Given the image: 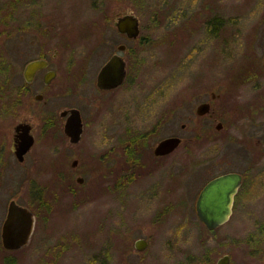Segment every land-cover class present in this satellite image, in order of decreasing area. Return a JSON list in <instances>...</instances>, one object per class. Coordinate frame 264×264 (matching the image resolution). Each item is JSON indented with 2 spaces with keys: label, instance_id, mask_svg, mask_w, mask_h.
Here are the masks:
<instances>
[{
  "label": "rangeland",
  "instance_id": "374dc122",
  "mask_svg": "<svg viewBox=\"0 0 264 264\" xmlns=\"http://www.w3.org/2000/svg\"><path fill=\"white\" fill-rule=\"evenodd\" d=\"M131 1L141 28V40L135 42L146 44L131 56L125 84L112 92H98L91 77L98 66L92 65L78 91L57 99L52 108L57 115L58 105L79 108L84 122L81 140L69 144L63 121L57 115L50 137L37 127L27 160L18 164L11 158L3 168L0 202L6 203L10 196L31 202L34 187L43 189L49 177L58 180L61 156L67 166L74 158L81 165L87 157L92 162L108 156L115 146L118 169L125 156L123 143L140 133L151 132L155 142L177 134L184 138V144L163 158L152 177L132 187L137 197L126 192L123 175H117L114 198L105 204L92 201L80 207L78 211L85 210L83 215L76 212L73 216L81 222H67L62 228L73 236V241L62 243V231L57 229L51 237H41L37 232L36 242L13 256L2 251L0 264H182L188 253L202 255L205 244L211 247L214 260L226 252L229 264H264L253 254L257 217L251 195L243 197L245 205H240L233 212L232 222L218 228L216 234L204 230L194 210L198 189L209 175L203 162L207 154L203 128L208 122L196 115L195 106L208 95L202 92L205 86L218 92L224 88L223 81L231 80L228 85L239 90L233 82L237 72L239 75L244 67L252 70L257 60L262 59L260 68L264 73V0ZM7 5L11 2L0 0V9ZM262 84L264 88V77ZM229 116L231 124L251 127V116L242 118L235 112ZM260 117L259 122L264 123V113ZM159 119L162 121L156 130ZM215 133L213 152L233 159L243 157L246 163L242 146L226 143L223 135ZM191 135L195 139L193 169H189L186 159ZM122 167L123 163L118 171ZM37 201H43L42 194ZM103 216L109 220L102 222ZM210 235H216V239ZM136 238L147 239L146 249L137 251L133 247Z\"/></svg>",
  "mask_w": 264,
  "mask_h": 264
},
{
  "label": "flooded vegetation",
  "instance_id": "af4514ba",
  "mask_svg": "<svg viewBox=\"0 0 264 264\" xmlns=\"http://www.w3.org/2000/svg\"><path fill=\"white\" fill-rule=\"evenodd\" d=\"M7 1L11 2V5L0 9V175L11 158L18 164L27 160L36 141L37 127L40 126L45 136H49L51 128L58 122L57 114L52 109L53 104L57 105L54 101L68 95L69 92H77L78 86L83 85L89 76L92 65L98 66L97 71L94 69L91 76L95 89L102 93L112 92L125 84L131 69V56L146 44L135 42L140 38L141 28L139 17L132 10L131 0ZM132 15L138 20L139 31L136 36L128 32L129 19ZM121 25L123 30L120 29ZM113 56H118L123 61L125 78L115 88H100L97 85L99 72ZM260 65L262 59L254 63L252 70L244 67L239 75L237 72V78L233 82L235 88L239 90H233L230 84L228 85L231 80L223 81L221 85H224V88L218 92L211 86H205L202 92L208 95L199 99L194 109L199 118L208 122L203 128V141L207 152L203 162L209 171L196 194L195 212L198 194L206 184L227 173L239 176V184L231 199L229 218L212 229L207 228L199 219L198 221L207 233L216 234L218 228L232 222L233 212L237 211L240 205H245L243 197L247 199L251 195L257 217L254 221L253 254L258 261L264 260V212H260L264 209V123L259 122L260 116L264 113L262 84L264 73ZM247 87L254 88L255 91L249 92L245 89ZM61 106L58 105L55 109H59L57 116L64 125L70 109L79 108ZM201 106L204 107L202 109L204 111L199 112L198 108ZM230 112H235L242 118L246 115L251 116V120L253 119L251 127L244 123L231 124L228 121L231 119ZM79 113L81 116L80 110ZM81 120L84 130L82 116ZM159 121L162 119L156 122V130ZM181 127L184 128L185 124H181ZM215 132L223 135L224 142L242 146L246 152V163L243 157L233 159L227 154L219 155L213 152V138L217 137ZM151 134L143 132L125 140L122 145L125 156L119 165L120 167L123 163L122 171H118L119 167L118 169L116 167L115 146L108 151V156L94 158L93 163L88 161L87 157L79 165L77 158H74L67 166V160L61 156L59 159L63 160L59 162L61 170L57 173L58 180L51 181L49 177L43 189L34 187L30 193L31 202H20L15 196H10L6 203L0 202V254L5 251L13 256L31 242L35 243L37 232L41 233V237H51L55 234L54 230L62 231L67 222H81L75 220L73 215L81 212V217L85 210H78L84 204L92 201H101L105 204L108 199L110 201L114 198L117 175L118 177L123 175L122 184L126 192L131 194L134 185L139 187L147 178L152 177L162 165L163 158L184 144L183 137L177 134L168 135L166 137H179L181 142L172 151L157 154L155 147L165 137L155 142ZM28 136L33 138V143L23 154L18 155L21 143ZM68 142L70 145L78 143H71L69 138ZM188 143L186 159L189 162V169H193L195 166L193 135L188 139ZM47 168L50 170V166ZM41 194L43 201L38 202L37 198ZM133 195L138 196L132 193L131 196ZM11 202L27 209L28 218L32 222L27 243L16 249H7L2 244V228ZM103 217L102 222L109 220ZM96 233V237H99V233L97 231ZM67 234L68 231H62V243L69 239L73 241V236ZM210 238L216 239V235H210ZM137 239L139 238L135 240ZM145 240L147 247L148 241ZM203 248L205 250L202 255L188 253L182 264H220V259L224 256H227L229 264L230 256L226 252L214 260L210 255L211 247L205 244Z\"/></svg>",
  "mask_w": 264,
  "mask_h": 264
},
{
  "label": "water",
  "instance_id": "95a60500",
  "mask_svg": "<svg viewBox=\"0 0 264 264\" xmlns=\"http://www.w3.org/2000/svg\"><path fill=\"white\" fill-rule=\"evenodd\" d=\"M129 18V17H128ZM128 32L132 36L138 34V20L135 16L130 17ZM120 29H124L120 26ZM125 78L124 63L118 56H113L100 70L97 85L103 89H110L119 86ZM203 106L198 111H204ZM66 112H63L65 114ZM63 131L71 143L79 141L83 131V123L79 110L71 108L63 125ZM181 139L177 136H170L161 139L156 147L155 153L165 154L172 151L179 145ZM33 143L32 137H27L20 145L18 155L23 154ZM239 184V176L234 173H227L214 178L206 184L198 194L195 209L198 219L209 228L225 222L231 213L232 195ZM27 209L11 202L8 208V215L2 228V244L7 249H16L24 246L30 234L31 221L28 218ZM147 242L143 238L135 240L134 246L137 250L145 249ZM227 256L220 259V264H227ZM130 264V263H124Z\"/></svg>",
  "mask_w": 264,
  "mask_h": 264
}]
</instances>
